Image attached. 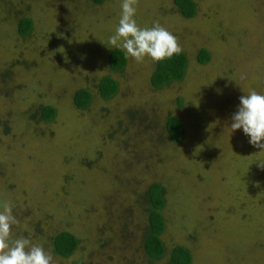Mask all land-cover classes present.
<instances>
[{"label":"rangeland","instance_id":"1","mask_svg":"<svg viewBox=\"0 0 264 264\" xmlns=\"http://www.w3.org/2000/svg\"><path fill=\"white\" fill-rule=\"evenodd\" d=\"M193 2L183 18L172 0H137V25L159 22L188 57L183 78L156 89L150 57L107 68L122 0H0V205L13 206V239L54 264H168L174 245L191 264H264V149L230 127L240 96L264 94V0ZM21 16L32 20L25 36ZM103 75L118 85L108 99ZM78 88L91 95L84 109L72 103ZM43 104L56 109L49 122L38 119ZM168 115L182 122L176 143ZM152 182L165 199V253L154 261L142 250ZM61 230L78 240L67 258L50 248Z\"/></svg>","mask_w":264,"mask_h":264},{"label":"trees","instance_id":"2","mask_svg":"<svg viewBox=\"0 0 264 264\" xmlns=\"http://www.w3.org/2000/svg\"><path fill=\"white\" fill-rule=\"evenodd\" d=\"M92 4H101L104 0H89ZM178 13L183 18H190L195 13L193 0H172ZM7 7V6H6ZM8 8V7H7ZM7 13V12H6ZM32 29V20L29 16H21L16 24L18 35H28ZM210 56L206 49L200 48L195 54L198 64H204ZM126 55L121 48L113 47L106 53L107 68L112 72H119L126 65ZM188 57L184 51L171 58L154 61L153 70L149 76V84L156 89L161 88L174 81H179L185 74V67ZM97 92L101 98L108 99L115 95L118 90L116 80L110 75H103L97 82ZM91 101L90 92L85 88H78L72 95V103L76 109L86 108ZM177 101L180 102L179 99ZM38 119L42 122H49L56 116V109L50 104H43L37 107ZM164 131L169 140L176 143L180 141L183 134L182 122L175 115H168L164 120ZM7 128H3V133ZM146 199V227L142 240V250L150 261L159 260L165 253L164 244L160 238L164 230V220L161 210L164 207L162 187L158 182L148 185L145 192ZM78 240L74 234L61 230L51 237V252L59 258L69 257L76 249ZM192 257L189 249L183 245H174L168 256V264H191Z\"/></svg>","mask_w":264,"mask_h":264},{"label":"clouds","instance_id":"3","mask_svg":"<svg viewBox=\"0 0 264 264\" xmlns=\"http://www.w3.org/2000/svg\"><path fill=\"white\" fill-rule=\"evenodd\" d=\"M137 0H122L121 16L109 43L121 48L127 57L142 62L145 57L162 61L178 55L181 45L178 38L154 22L141 28L134 17ZM231 130L242 129L249 143L264 149V94L255 90L239 97L238 110L231 117ZM264 167V163H258ZM0 264H54L53 256L42 246L34 245L28 238L13 239L12 226L16 223L10 202L0 205Z\"/></svg>","mask_w":264,"mask_h":264}]
</instances>
